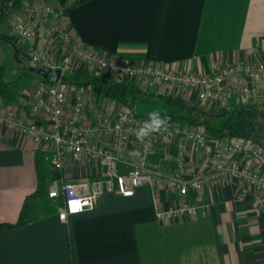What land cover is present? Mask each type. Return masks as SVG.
I'll list each match as a JSON object with an SVG mask.
<instances>
[{"label": "crops", "instance_id": "obj_1", "mask_svg": "<svg viewBox=\"0 0 264 264\" xmlns=\"http://www.w3.org/2000/svg\"><path fill=\"white\" fill-rule=\"evenodd\" d=\"M31 1L23 0L20 7L26 9ZM17 13L13 9L3 18L0 33L13 34L10 21ZM65 18L80 39L110 57L199 73L264 60V0H88L69 7ZM13 44L22 48V70L23 65H33L27 43L18 38ZM29 76L15 101L6 104L0 97V104L26 105L37 78L31 71ZM143 89L147 92L139 93L137 99L145 96L143 103L153 101L156 106L140 109L135 101L132 110L141 119H150L152 112H159L162 119L169 112L191 113L190 104L219 111L209 118L222 126L226 119L233 117V122L234 117L252 115V111L260 116L259 108L264 106L261 94L247 101L232 97L221 107L186 88L175 94ZM118 103L111 100L110 105ZM243 121L240 118L237 123ZM260 138L264 142V133ZM141 142L133 139L132 154L139 153ZM41 150L33 137L0 124V223L15 222L27 194L37 187L36 156ZM179 151L180 141L159 138L149 159L167 169L179 158ZM203 153V148L189 146L188 176L205 169ZM244 163L264 172V158ZM100 168L94 161H79L64 175L88 179L97 176ZM126 168L121 165L118 173ZM185 198L200 205L197 213L157 218L158 207L175 206ZM0 264H264V189L227 175L186 195L158 185L138 186L131 195L105 193L94 208L72 213L68 220L61 219L58 210L20 227L1 229Z\"/></svg>", "mask_w": 264, "mask_h": 264}, {"label": "built area", "instance_id": "obj_2", "mask_svg": "<svg viewBox=\"0 0 264 264\" xmlns=\"http://www.w3.org/2000/svg\"><path fill=\"white\" fill-rule=\"evenodd\" d=\"M20 8H15L18 13L10 21L11 31L27 43L36 66L60 68L64 75L73 68L106 73L167 94L186 88L221 107L227 106L232 97L247 101L254 95H264V60L237 62L220 66L212 73H199L178 71L147 60L110 57L74 33L65 20L68 6L60 1L32 0L26 9ZM111 100L89 87L81 89L63 80L49 83L37 77L26 105L0 104V124L33 137L47 152L52 167L62 172L47 186L51 197L63 201L59 208L61 219L68 220L72 213L94 208L105 193L131 195L141 185L166 186L186 195L191 189L228 175L264 189V172L244 163L245 159L264 158L263 142L236 135L210 137L201 125L166 120L159 131L143 138L135 155L131 153L132 141L150 119L139 118L125 104L111 106ZM159 138L180 141L179 158L167 169L149 159ZM191 144L204 149L205 169L188 176L186 152ZM85 160L101 167L97 176L74 180L64 175L72 163ZM123 164L127 167L125 172L118 173ZM199 207L185 198L175 206L158 207L157 218L190 216Z\"/></svg>", "mask_w": 264, "mask_h": 264}, {"label": "trees", "instance_id": "obj_3", "mask_svg": "<svg viewBox=\"0 0 264 264\" xmlns=\"http://www.w3.org/2000/svg\"><path fill=\"white\" fill-rule=\"evenodd\" d=\"M62 4L71 6L79 5L88 0H58ZM23 0H0V24L5 16L10 14L13 9L22 5ZM0 38L6 39L12 43H17L18 38L14 34L0 33ZM18 54H22V48L17 45ZM34 65V64H33ZM29 70H22L16 77L9 79L7 77L6 65L0 60V97L7 104L17 99L19 91L27 85L30 80ZM35 77H41L39 74L32 72ZM66 79L64 82L75 83L79 87H89L94 93L102 96H107L110 99L119 103L125 104L130 108L135 107V101L139 93H146L147 91L135 82L116 78L106 73H93L89 70L82 68L69 69L65 73ZM192 108L191 113L187 112H171L170 118L164 120L185 121L190 124H197L204 127L210 137L222 136L226 134L237 135L238 125L231 122L230 117L226 119V123L222 126L216 125L211 121L209 116L219 114V111H207L198 105H188ZM256 114V111H252ZM252 113V115H253ZM239 124V123H238ZM241 126V124H239ZM243 125V124H242ZM258 136L255 139L262 142L260 136L263 134L261 131L257 132ZM253 136H250L252 138ZM259 137V138H258ZM254 138V137H253ZM264 143V142H263ZM36 168L38 174L37 187L27 194L19 217L15 222L0 223V230L4 228H16L23 226L35 219L41 214H49L58 211L63 201L60 197H51L48 193V183L51 179L61 175L62 172L52 167L47 158V152L41 150L37 152ZM74 261V253H73Z\"/></svg>", "mask_w": 264, "mask_h": 264}, {"label": "rangeland", "instance_id": "obj_4", "mask_svg": "<svg viewBox=\"0 0 264 264\" xmlns=\"http://www.w3.org/2000/svg\"><path fill=\"white\" fill-rule=\"evenodd\" d=\"M18 42V40H17ZM20 54V53H19ZM16 51L15 44L3 42L0 39V60L6 65L7 77H15L22 72L21 68V56ZM25 62L26 58L24 57ZM33 64V63H32ZM140 99V100H139ZM145 96L139 95V98L136 100L138 102V108L142 107H153L156 106V102H144ZM260 116L249 115L248 113L244 116L239 115L234 117L233 123L238 125V133L241 138H250V136L257 137L259 131L264 133V106L259 108ZM170 113H167L163 118H170ZM243 118V125L237 123L238 119Z\"/></svg>", "mask_w": 264, "mask_h": 264}, {"label": "water", "instance_id": "obj_5", "mask_svg": "<svg viewBox=\"0 0 264 264\" xmlns=\"http://www.w3.org/2000/svg\"><path fill=\"white\" fill-rule=\"evenodd\" d=\"M28 59L30 58L27 55ZM23 67L29 71L35 72L43 77L49 83H55L59 80L66 79V76L62 73L60 68H51L47 66H36V65H23Z\"/></svg>", "mask_w": 264, "mask_h": 264}, {"label": "clouds", "instance_id": "obj_6", "mask_svg": "<svg viewBox=\"0 0 264 264\" xmlns=\"http://www.w3.org/2000/svg\"><path fill=\"white\" fill-rule=\"evenodd\" d=\"M166 124V120L162 119L159 112L150 113V123H147L144 127H141L137 133V139L143 140V138L152 132L159 131L162 126Z\"/></svg>", "mask_w": 264, "mask_h": 264}]
</instances>
